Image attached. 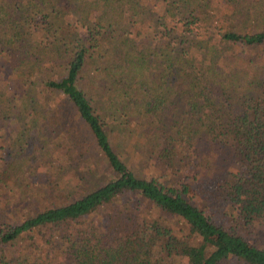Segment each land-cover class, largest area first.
<instances>
[{"label":"trees","instance_id":"obj_1","mask_svg":"<svg viewBox=\"0 0 264 264\" xmlns=\"http://www.w3.org/2000/svg\"><path fill=\"white\" fill-rule=\"evenodd\" d=\"M0 264H264V0H0Z\"/></svg>","mask_w":264,"mask_h":264},{"label":"rangeland","instance_id":"obj_2","mask_svg":"<svg viewBox=\"0 0 264 264\" xmlns=\"http://www.w3.org/2000/svg\"><path fill=\"white\" fill-rule=\"evenodd\" d=\"M223 158H225V157H223L222 155H220V157L217 160L218 161L224 160ZM230 166H231L232 169H239V170H241V167H239V165L236 162H231L230 163ZM202 172H205L206 173L205 170L202 171ZM190 175L193 176L192 174H190ZM44 180L45 179L39 180V183L43 182ZM201 181H202V184H204L205 186H207V188H209L208 186H211L213 184V180H211L208 175L205 176V177H203ZM35 200H37V199H35ZM213 210H214L215 215H216L217 218H221V219H224V220H227L228 219L227 214H228V212H230V208L224 207V203L216 204V206H215V208H213ZM172 224L175 225V228H179V230H180L179 224L178 225H176L175 223H172ZM16 248H12V249L17 250Z\"/></svg>","mask_w":264,"mask_h":264}]
</instances>
